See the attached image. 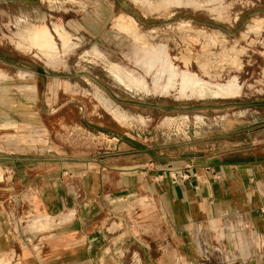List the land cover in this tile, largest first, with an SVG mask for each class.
Instances as JSON below:
<instances>
[{"label": "rangeland", "instance_id": "rangeland-1", "mask_svg": "<svg viewBox=\"0 0 264 264\" xmlns=\"http://www.w3.org/2000/svg\"><path fill=\"white\" fill-rule=\"evenodd\" d=\"M34 32L50 33L54 47L41 46ZM204 52L224 59V66H232L237 57L236 65L205 69L192 90L182 89L180 70L202 60ZM263 58L264 0H0V102L21 101L27 107L11 119L10 113H0V178L13 169L20 175L26 167L55 164L62 172L72 171L87 188L81 178L90 163L132 167L131 172L154 178L161 173L171 177L204 156H262L264 83L245 77L239 80L245 88L228 95L212 79L222 82L245 67L260 66ZM169 64L175 68L163 69ZM170 70L176 75L169 80ZM88 200L76 205L77 226L85 228L76 234L77 242L84 243L74 248L79 252L75 261L154 264L156 257L163 264L164 250L149 243L153 199L141 192L138 200L140 249L116 248L107 260L96 255L106 236L94 234L100 239L89 244L93 236L83 234L104 226L99 216H108L106 226L121 227V222L111 214L113 206L91 218L99 209ZM22 209L16 208L10 223L1 221L3 232L13 228L9 250L0 235V264H23L16 248L49 241L53 227L64 224V218L32 216ZM127 216L123 237L112 241L133 242L137 230ZM205 235L198 233L183 252L188 264L234 256L230 243ZM61 239L67 236L62 233ZM66 253L44 251L46 259ZM32 254L39 257L37 251ZM181 255L173 250L174 261Z\"/></svg>", "mask_w": 264, "mask_h": 264}, {"label": "crops", "instance_id": "crops-1", "mask_svg": "<svg viewBox=\"0 0 264 264\" xmlns=\"http://www.w3.org/2000/svg\"><path fill=\"white\" fill-rule=\"evenodd\" d=\"M21 107L27 112L26 104L21 101L5 103L1 100L0 113H10L7 117L11 119V115L18 113ZM44 166V163H40L31 169L26 167L20 175L13 169L9 177L0 178V205L4 206L0 208V235L4 239L6 237V250L12 247V240L9 242V238L12 239L10 230L13 226L11 224L10 229L3 232L4 225L1 221L10 223V219L15 218L13 212L16 208L22 207V210L32 216L65 219L62 226H54L50 231L53 236L48 237L49 241L37 242L33 247L16 248L20 251L17 255L23 264L88 262L75 261L79 252L73 251L77 245L84 243L77 242L76 234L83 232L85 228V225L77 226L76 205L87 198L91 205L99 209L89 213L91 218L105 213L108 207L113 206L115 210L111 214L118 216L121 222V227L106 226L108 216H99L97 222L99 224L100 220L103 221L104 226L87 228L89 231L83 234L84 238L98 233L106 236L96 255L100 254L102 260H107L112 255L110 251L116 248L132 246L133 249H140L138 200L141 192L154 200L152 207L150 206L152 241L149 243L152 248L164 250L163 264H188L190 258L183 252L191 248L189 244L198 233L206 234L205 239L210 237L207 234H212L214 241L230 243L227 248L232 249L234 256L213 264H264V155H233L232 158L204 156L181 167L180 171L186 177L177 181L163 173L154 178H145L138 172H131L132 167L90 163L86 178H81L88 189L82 187L80 178L75 177L72 171L69 170L70 174L62 172L55 164L50 169H44ZM0 170L4 171L1 166ZM71 177L75 178L70 179ZM127 215L132 216L131 220L136 226L134 229L137 230L133 231V242H124L122 239L112 241V238L123 237L125 228L122 224L128 219ZM62 233L67 236V240H60ZM99 239L98 235L93 236L89 240L94 242L89 244L96 243ZM17 245L16 242L15 246ZM57 249H68L69 253L63 254L60 259L45 258V250H50L55 255L54 250ZM174 249H179L182 253L175 261ZM33 251H37L40 258L33 259ZM253 253H259V257H252ZM96 255L91 260H96ZM115 264H119V261ZM154 264L162 262L155 257Z\"/></svg>", "mask_w": 264, "mask_h": 264}, {"label": "bare ground", "instance_id": "bare-ground-1", "mask_svg": "<svg viewBox=\"0 0 264 264\" xmlns=\"http://www.w3.org/2000/svg\"><path fill=\"white\" fill-rule=\"evenodd\" d=\"M31 36L34 40L38 41L39 44L41 43V46L43 47L44 46L48 48L54 47V42L52 40V36L50 33L49 35H43L41 33L39 34L38 32H34L33 34H31ZM43 51L46 52L45 50ZM203 54L204 55H202V60L197 59L194 61L195 63L191 67H189V65L187 64V67H183V69L180 70L179 84L181 87H183L182 89L188 88L192 90L196 86V84H198L200 81L203 80L201 75L204 74L205 69H208L205 72L207 73L211 69H232V66L236 65L235 58L237 57L232 59V66L231 65L224 66L225 64H228V63L224 61V59H220L219 57H216L215 53L204 52ZM200 56H197V57H200ZM239 67L240 65L237 64V68ZM174 68L175 67L173 64H169L166 67L163 66V69H174ZM190 69H195V71H192ZM244 69H247V70H243L240 72H234L229 77H226L225 80H223L222 82H221V79H219L216 76L212 80L215 83V85H218L220 89L224 90L228 95L238 94L239 90L245 88V86H243V84H241L239 81L242 78L250 76V78L254 77L264 83V58L261 60L260 66L256 67V66L250 65V67L248 68L245 67ZM217 73L218 72L212 74V76L216 75ZM174 75H176V72L173 70H170L168 74V79L170 80L171 77ZM217 76H220V75H217ZM49 90H52V88L50 87Z\"/></svg>", "mask_w": 264, "mask_h": 264}, {"label": "built area", "instance_id": "built-area-1", "mask_svg": "<svg viewBox=\"0 0 264 264\" xmlns=\"http://www.w3.org/2000/svg\"><path fill=\"white\" fill-rule=\"evenodd\" d=\"M181 172V173H180ZM183 171L177 170L175 173L172 174V176L170 177L173 181H177V179H184L186 177V175L184 174Z\"/></svg>", "mask_w": 264, "mask_h": 264}]
</instances>
